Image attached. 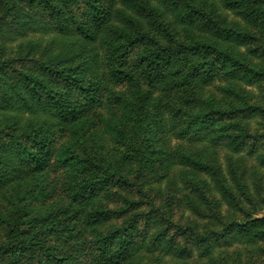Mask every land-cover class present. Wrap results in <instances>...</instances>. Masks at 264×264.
Wrapping results in <instances>:
<instances>
[{
	"label": "rangeland",
	"instance_id": "374dc122",
	"mask_svg": "<svg viewBox=\"0 0 264 264\" xmlns=\"http://www.w3.org/2000/svg\"><path fill=\"white\" fill-rule=\"evenodd\" d=\"M49 1L54 9L0 0V106L29 79L85 104L41 66L81 74V62L56 55L74 39L89 48L76 28L92 27L87 2ZM136 1L98 0L125 36L148 39L121 60L95 43L84 83L96 103L77 117L36 119L50 152L41 170L29 167L24 147L37 149L25 124L9 126L0 111V264H44L45 255L59 258L53 264H264V0ZM194 43L210 49L181 48ZM162 50L174 63L150 79L140 60ZM116 68L131 79L113 76ZM197 68L205 74L194 80ZM88 185L103 213L95 230L78 197ZM256 220L246 232L236 227ZM31 236L49 250L12 252Z\"/></svg>",
	"mask_w": 264,
	"mask_h": 264
},
{
	"label": "trees",
	"instance_id": "16d2710c",
	"mask_svg": "<svg viewBox=\"0 0 264 264\" xmlns=\"http://www.w3.org/2000/svg\"><path fill=\"white\" fill-rule=\"evenodd\" d=\"M35 1L43 4L48 9H54V6L49 0ZM121 1L127 8H133L134 2L137 3L136 0ZM86 2L89 9V18L92 23V27L89 28L76 24V28L82 35L86 46L89 48L82 49L78 47L76 44L78 39H74L73 41L71 40V44H66L65 46L61 47L60 51L56 55L59 60L65 61L66 63L73 61L81 62V66H79L81 74L77 75L75 71L68 70L67 68L62 70H54L45 65L41 66V69L44 70V72H56L57 75H61L62 82L65 83L66 87H68V89H77L82 95L85 104H72L69 99H66L64 94L58 90V84L55 85L54 83L45 81L44 79H29L30 88L26 91L21 89L20 85L11 86L7 95H5L4 99H2L3 106H0V111H5L8 114L7 124L15 128L25 124L28 129L27 138L37 149V151L32 152L31 149L24 147L27 150L29 167L31 171L34 172L41 170L48 163L50 153L49 149L47 148L48 143L43 137L45 133V127H43V125H38L36 119L41 115L53 113L55 111L57 112V115L60 114V116L77 117L82 112L84 107L93 106L96 103L94 99L95 88L90 83H84V74H86V72L92 66L93 60L97 56L96 53H98L96 47H94L95 43L105 46L110 51L111 55L115 54L117 58L121 60L127 54L129 47L138 43L146 42L148 39L146 34L141 33H137L136 35L132 36H125L126 33L124 32V29H120L111 24L110 20L114 17L113 13H106L101 8V6H99L98 0H86ZM227 4L229 5V2ZM117 13V15L125 14L124 10L118 11ZM122 40L124 41L123 44H121ZM181 48L190 52L210 49L208 45L203 43H194ZM168 53L170 52L162 50L158 51L154 58H152L149 62H146V58H142L140 60V62L145 65L144 72L147 73V76L150 79L155 78L156 73L161 71L164 66L174 63L173 58L170 57ZM112 73L113 76L119 79H131L130 75L118 68L114 69ZM201 76L199 74V69L197 68L194 71V76L191 78L195 77L194 80H196L200 79ZM144 99H147V96L144 95ZM208 116L209 115H202L197 119L203 124L205 119L208 120ZM24 160L27 162L26 159ZM166 160H172V156H169L166 158ZM1 164L2 176L4 179H7L12 175V169L10 168V164L8 163L7 159H2ZM78 197L82 203L86 204V210L89 213L87 227L95 230L102 223L103 213L93 208V204L96 199L95 195L93 194V187H85ZM262 222V220H256L251 223L236 225V227L238 230L246 232L249 230V227L258 225ZM39 240L40 239L38 236H31L23 241H17V243L11 246V250L15 253H30L35 251L34 248L36 246H39L41 249L48 251L49 249L44 247L43 242H40ZM45 256L47 258H45L44 264H53L59 261V258L55 255ZM62 260L69 261L70 264H81L72 257H65L62 258Z\"/></svg>",
	"mask_w": 264,
	"mask_h": 264
}]
</instances>
